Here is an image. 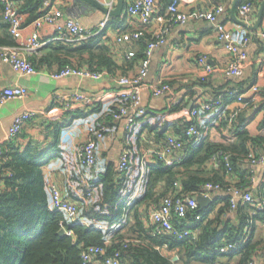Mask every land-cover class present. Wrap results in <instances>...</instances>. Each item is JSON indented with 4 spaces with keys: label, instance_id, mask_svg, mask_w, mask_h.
Wrapping results in <instances>:
<instances>
[{
    "label": "trees",
    "instance_id": "16d2710c",
    "mask_svg": "<svg viewBox=\"0 0 264 264\" xmlns=\"http://www.w3.org/2000/svg\"><path fill=\"white\" fill-rule=\"evenodd\" d=\"M13 1L19 5V12L25 19L24 26L31 24L45 10V0ZM171 1L159 0L162 6L169 5ZM2 10L0 0V46H14L17 42L8 32ZM164 10L160 12L164 13ZM111 20L116 21L114 18ZM112 24L109 21L107 27ZM102 36L103 33L76 47L61 42L49 43L28 60L35 69L43 68L48 72L73 65L104 71L112 77L124 76L129 71L136 72L152 38V34L145 31L140 38L127 43L134 56L128 58L126 55L127 59L118 65L111 56V48L101 44ZM45 49H48L47 53L38 57ZM118 70L120 74H117ZM164 84L170 86V82ZM115 107L104 113L109 124ZM168 110L170 114L180 112L176 107ZM189 123V114L182 120H170L164 111H149L137 118L124 136V150L128 152L124 172H119L117 165H101L99 161L94 168L78 169V150L74 154L59 153L64 161V186L78 205L75 221L48 207L47 181L42 173L44 152L30 145L20 151L12 140L3 145L0 157V182L3 185L0 191V264H92L84 263L81 258L82 251L88 247L104 249L105 254L97 258L99 264L115 252L126 264H188L191 261L225 264L222 259L229 264H248L259 257L261 253L257 250L264 249V242L252 241L246 229L255 219H264V212L250 216L247 213L250 205H239L236 209L239 220L237 226H233L222 218L229 209L228 196H221L205 208L198 209L201 216L198 221L190 213L184 218L172 217L177 232L198 230L196 238L153 235L147 214L150 206L158 205L166 196H194L207 183L217 184L223 190L230 186L247 189L251 177L247 155L250 151L264 154V135L252 137L246 130L239 129L243 124L241 114L220 119L222 129L227 130L231 125L232 136L236 138L235 142L226 145L209 141L199 124V138L183 137V130ZM169 128L185 144L183 160L174 165H166L156 159L141 161L150 139L162 144ZM219 151L230 154L229 172L223 157H220V165L215 167L211 163L213 155ZM208 163L213 166L211 174H207L204 167ZM86 192H91L92 197H87ZM217 204L221 205L218 209ZM60 230L64 231L63 235L59 234ZM225 243H237V248L222 254L219 248ZM174 256L178 260L173 261ZM231 260L235 262L231 263Z\"/></svg>",
    "mask_w": 264,
    "mask_h": 264
},
{
    "label": "crops",
    "instance_id": "0c3cea01",
    "mask_svg": "<svg viewBox=\"0 0 264 264\" xmlns=\"http://www.w3.org/2000/svg\"><path fill=\"white\" fill-rule=\"evenodd\" d=\"M52 1L58 2V0ZM96 1L106 6L107 0ZM127 1L129 0H125V5ZM234 1L178 0L180 11L187 16V23L174 26L169 31L165 43L153 51L149 73L141 93V107L146 112L164 111L168 119L182 120L188 116L191 103L212 100L218 94L225 93L229 89L240 90L243 93L241 102L235 98L226 97L221 107L208 116L202 115L199 121V126L206 131L208 140L219 145L233 143L236 140L235 137L230 138L226 130L220 126L222 115L241 114L243 124L239 129L246 130L252 137L264 135V108L262 107L264 49L260 40V33L264 29V0H237L235 16L239 21L253 27L258 18H261L260 24L255 30L248 29L232 19L231 8ZM244 2H249L248 4L252 6V11L247 16H242L239 13V8ZM57 4L63 13L59 23L74 19L79 21L84 28L96 31L98 23L105 17L101 11L87 5L82 0H62ZM155 5L157 11H162L168 4L162 6L159 0H155ZM216 6L223 7V13L218 19L238 46L237 54L242 56L241 69L234 76H227L224 73L225 67L233 56L225 49L224 44L218 41L212 23L201 15ZM124 9L119 17H110L109 21L110 23L112 21L113 24L107 27L101 38V44L105 43L111 48V56L118 65L122 64L124 58L127 59L126 54L132 47L126 44H117L116 34L123 30L139 28L138 19L126 16ZM111 18L116 21L113 22ZM156 26L155 23L150 24L146 29L147 33L152 34ZM54 28L55 25H45L40 28L38 30L40 39H50L55 33ZM32 30L31 24L26 25L24 34L27 35ZM243 38H248L246 45L241 44ZM68 45L78 46V44ZM47 51L48 49L41 51L38 57L46 54ZM202 56L206 57V65L211 68L210 71H205L204 67L197 63V58ZM71 60L75 61L73 58ZM133 72L129 71L128 75L124 76H131ZM49 73L51 72L42 68L38 69V73L35 75H19L10 67L0 65V89L12 85L27 89L25 97L7 100L0 106V144L6 145L9 142L7 133L17 115L29 110L35 112V116L22 125L19 134L12 141L20 151L29 145L43 151L45 164L42 173L47 181V187L50 183H55L61 189L64 198L72 201L64 186L66 180L64 161L58 154L62 152L76 153L85 139L87 125L96 124L101 115L116 106L119 87L115 83V77L112 76H105L97 81L76 77L53 80L48 78ZM117 74H120V70L117 71ZM164 82H170V91L160 97H153L151 95L152 86ZM253 86L257 87V92L252 91ZM73 91L82 92L90 99L91 103L86 105L83 102H77L65 108L55 102L54 97L57 95H67ZM176 99L180 100L178 104H174ZM171 107H176V110L180 112L170 114L168 109ZM66 113H68L67 116H65ZM125 125V119L110 123L108 135L97 144L96 154L99 164L117 165L119 156L124 150V136L127 132ZM171 134H173L172 128L167 129L165 135ZM150 141L147 148L159 146L153 139ZM204 167L206 173L211 174L212 164L208 163ZM247 168H250L251 173L250 187L247 190L253 194L256 201H264V168L251 167L250 165H247ZM1 188H3L2 182H0V191ZM209 194L212 201L221 196H227L220 191L209 192ZM47 199H49L48 191ZM219 206L221 205L217 204L216 209ZM251 210L247 211L250 216H252ZM239 216L237 210L228 209L222 218L230 222L231 225L237 226ZM250 226L246 230L250 232L252 241L264 242V219L259 217ZM258 252L261 255L256 258L261 259L264 256V249L260 248L257 250ZM169 254L171 253L168 252ZM176 257H173L175 261L178 260ZM225 260L222 259L221 262L229 264ZM230 262L234 263L235 260ZM92 264H99V262L96 259ZM188 264L205 263L191 261Z\"/></svg>",
    "mask_w": 264,
    "mask_h": 264
},
{
    "label": "built area",
    "instance_id": "2783aa9c",
    "mask_svg": "<svg viewBox=\"0 0 264 264\" xmlns=\"http://www.w3.org/2000/svg\"><path fill=\"white\" fill-rule=\"evenodd\" d=\"M3 4L2 18L7 24L9 34L16 40L14 46H0V65L10 67L19 75H35L38 70L33 67L28 60L29 56L36 54L40 49L49 43L61 42L64 44H79L92 37H95L107 29L110 17H105L98 23L96 31L84 28L79 21L68 19L63 23H59L62 17V9L57 4L58 2L45 0L43 5L45 10L31 23L33 30L24 34V17L19 12V5L13 0H1ZM116 0H107L106 7L112 9L115 7ZM105 6V5H104ZM252 11V6L244 3L239 8V13L242 16H247ZM124 13L128 17L138 19L139 28L131 30H123L116 34L115 41L117 44L125 45L132 43L140 38L150 24L155 23L156 29L152 32L151 41L147 44L144 50V58L140 61L136 72L131 76H117L114 78L115 83L119 87L117 91L116 111L111 114L112 121L125 119L126 131L131 129L132 124L137 118L143 117L147 112L141 107V93L144 86L145 79L148 76L150 69V58L153 51L166 41L169 31L176 25H185L187 23V16L182 13L178 6V0H172L163 12L156 10L155 0H129L126 2ZM223 13L222 6H216L214 9L201 14L204 19L212 23L218 41L224 44L225 49L233 56L224 69L227 76L237 75L241 69L242 56L237 54L238 46L234 40L231 39L229 32L225 29L223 23L219 21L218 17ZM45 25H55V33L48 40H41L38 30ZM260 40L264 49V29L260 33ZM248 38H243L242 45H246ZM127 57L134 56V51H128ZM197 63L204 67L205 71H210L211 68L206 65V57L197 58ZM108 76L104 71H93L88 68L76 67L73 65H65L62 69L53 71L48 74L49 79L58 80L68 77H76L80 79H88L97 81ZM169 84H157L152 86L151 95L153 97H160L170 91ZM253 92H257V87H252ZM27 95V89L18 86H5L0 89V106L10 99L23 98ZM226 97L235 98L238 102L243 100V93L238 89H229L225 93L218 94L212 100L201 101L192 104L189 109V125L183 130V137L189 139H197L201 133L199 131V121L202 115L208 116L212 114L217 108L221 107ZM55 102L62 107L68 108L73 103L83 102L86 105L91 103L90 99L80 91H73L67 95H57ZM179 99L174 101L178 104ZM264 107V103L262 104ZM35 112L25 111L17 115L13 119V123L8 130V140H13L19 134L22 125L33 118ZM102 119V120H101ZM221 119L226 120L227 116L222 115ZM101 122L99 124H89L85 130V139L79 146L77 151V168H94L98 163L96 154L97 144L103 140L109 132L110 124L101 115ZM226 132L232 138L233 128L228 125ZM3 145L0 144V157L2 155ZM185 144L181 137L173 134L167 135L163 143L159 146L150 147L143 151L141 161H149L156 159L164 162L166 165H174L180 163L184 158ZM128 152L123 150L119 156L117 163V170L124 172L127 169ZM220 157H223L227 171H230V164L228 159L230 154L223 151L217 152L213 155L211 163L213 166L220 165ZM246 163L252 166H259L264 168V154L250 151L247 155ZM49 194L48 207L52 211L62 212L68 219L75 221L78 215V205L76 202L69 201L64 198V195L55 183H50L47 187ZM220 191L228 196L229 209L234 211L239 205H250L251 215L256 216L258 213L264 212V201L258 202L253 194L243 188L228 187L223 190L217 184H205L199 193L194 196L177 198L173 196H166L160 200L158 205L150 206L148 210V223L153 229V235L172 234L181 239L190 236L196 238L198 230L176 231L171 219L173 216L179 218L186 217L190 213L196 221L200 220L198 213L199 204L195 197L201 195L203 197H210L209 192ZM87 197L91 198L92 193L86 192ZM98 228H102L98 226ZM69 235V233L66 232ZM128 242V241H126ZM126 246V244L124 245ZM237 248V243H225L219 248L222 254L233 251ZM105 251L101 247H88L81 253V258L84 263H92L97 258L103 256ZM103 264H126L120 257L118 252L103 259ZM248 264H264V257L261 259L254 258Z\"/></svg>",
    "mask_w": 264,
    "mask_h": 264
},
{
    "label": "water",
    "instance_id": "95a60500",
    "mask_svg": "<svg viewBox=\"0 0 264 264\" xmlns=\"http://www.w3.org/2000/svg\"><path fill=\"white\" fill-rule=\"evenodd\" d=\"M84 3H86L87 5H91L92 7H94L95 9L101 11L104 15H108L109 17H119L124 9V6H125V0H116V5L114 8L112 9H109L108 7L104 6V5H101L100 3H98L96 0H82ZM264 4V3H263ZM236 8H237V0L234 1L233 5H232V8H231V17L234 21H236L238 24L244 26V27H247L248 29H257L259 24H260V20L261 18L259 17L255 26H248L245 22L243 21H239L237 18H236ZM261 15V14H260ZM192 107V103L189 107V109ZM196 201L198 202L199 204V209H203L205 208L208 204L212 203V199L210 197H203L201 195H197L195 197ZM59 234L60 235H63L64 234V231L63 230H60L59 231ZM177 258V257H176ZM173 261H175V259H173Z\"/></svg>",
    "mask_w": 264,
    "mask_h": 264
}]
</instances>
